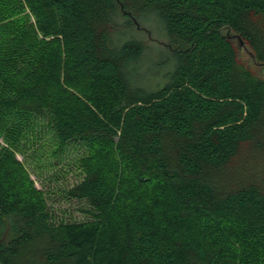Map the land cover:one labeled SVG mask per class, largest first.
Returning a JSON list of instances; mask_svg holds the SVG:
<instances>
[{
	"label": "trees",
	"instance_id": "16d2710c",
	"mask_svg": "<svg viewBox=\"0 0 264 264\" xmlns=\"http://www.w3.org/2000/svg\"><path fill=\"white\" fill-rule=\"evenodd\" d=\"M150 18L170 58L144 78ZM41 123L84 150L87 221L15 157ZM0 138V264H264V0H0Z\"/></svg>",
	"mask_w": 264,
	"mask_h": 264
},
{
	"label": "rangeland",
	"instance_id": "374dc122",
	"mask_svg": "<svg viewBox=\"0 0 264 264\" xmlns=\"http://www.w3.org/2000/svg\"><path fill=\"white\" fill-rule=\"evenodd\" d=\"M144 22L142 25L148 27L151 34L140 31L137 36L148 46L143 66L139 70V73L146 78L150 75L158 76L165 71L170 51L165 47L168 38L159 22L154 18ZM122 34L128 39L133 33ZM237 52L241 63L258 73L262 72V67L250 58L249 51L244 44L238 46ZM40 126H44L42 133L33 140V144L24 140L22 142L24 153H17L16 159L24 164L34 186L45 193L48 206L57 221L83 222L89 220L86 211L90 208L87 203L82 200L68 199L65 194L68 188L82 179L78 160L84 154V150L81 147L70 146L59 157L54 156L52 152L55 150V145L52 142V135L48 132L45 123H41ZM37 129L39 130V126ZM0 144L3 145L1 138Z\"/></svg>",
	"mask_w": 264,
	"mask_h": 264
}]
</instances>
